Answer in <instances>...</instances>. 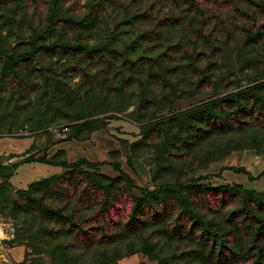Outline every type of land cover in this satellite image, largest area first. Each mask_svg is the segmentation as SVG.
I'll return each mask as SVG.
<instances>
[{
  "label": "rangeland",
  "instance_id": "rangeland-1",
  "mask_svg": "<svg viewBox=\"0 0 264 264\" xmlns=\"http://www.w3.org/2000/svg\"><path fill=\"white\" fill-rule=\"evenodd\" d=\"M50 1L0 0V222L16 229L13 264H57L60 242L72 260L95 262L101 249L89 240L55 236L70 223L50 214L60 209L52 193L32 194L41 212L23 210L35 184L57 177L72 194L78 184L90 189L97 174L123 175L139 199L159 184L172 186L151 197L153 208L143 207L146 224L129 234V254L117 264H264V0H94L103 13L82 32L72 23L86 0H61V11L54 0L48 14ZM147 69L153 76L139 78ZM138 80L153 89L143 102ZM167 85L176 89L173 99H163ZM20 143L30 146L1 153ZM68 143L86 145L89 157L73 155ZM116 189L111 214L123 220L128 191L122 183ZM243 193L262 223L218 221L244 219ZM186 205L221 236L212 258L198 248L199 221L180 216ZM155 211L168 217L155 225Z\"/></svg>",
  "mask_w": 264,
  "mask_h": 264
},
{
  "label": "trees",
  "instance_id": "trees-1",
  "mask_svg": "<svg viewBox=\"0 0 264 264\" xmlns=\"http://www.w3.org/2000/svg\"><path fill=\"white\" fill-rule=\"evenodd\" d=\"M59 1V9H61L64 6V3H61V0ZM94 0H86V11L80 18L76 19L72 23L74 26V29H77L78 32H82V30H91L93 26L96 23V20L100 18L102 12V9L98 11V8L100 7L99 3L96 2L94 6H91L89 4ZM109 3L113 4V0H108ZM120 3L126 4L124 0H117ZM138 1H144V0H138ZM164 2H167L169 0H161ZM171 1V0H170ZM184 1V0H182ZM189 1L187 0L184 4L179 3L180 0H172V2L177 3L178 6L188 5ZM132 3V2H131ZM58 4H55L56 6ZM150 4H152L150 2ZM186 5V6H187ZM54 6V0L50 1L48 3V9L50 14V9ZM153 7H149L148 11H152ZM69 16L70 12H62L61 16ZM73 18L71 17V20ZM88 20H93L92 24L88 22ZM254 40V39H251ZM255 42V41H254ZM62 45H67V43L63 41H57L54 46L61 47ZM69 46V45H67ZM101 52L106 50V47L100 48ZM118 56V59L121 60V55L116 53ZM258 58V57H257ZM104 60V59H103ZM101 61V60H99ZM104 63H107L104 60ZM135 64V63H134ZM159 69V68H157ZM144 73H146V77H152L151 74L152 71L150 69H147L146 71L142 72L139 71L137 75L139 78L144 77ZM264 74V73H263ZM157 77H160L163 80L162 74L157 73ZM260 78H264V75H261ZM143 80H138L139 84H136V89L138 91V98L142 99L140 102L145 101L147 99V95H151L153 92L152 88H148L150 85H145L142 83ZM249 81H254L253 79H250ZM164 89H167L168 94L163 99H173L176 94V89H171L170 86L167 85ZM155 90V89H154ZM163 93V89L160 90ZM98 96H96V99H101L100 90H97ZM124 106L120 109L123 110ZM90 130L89 126L88 129ZM28 161V160H25ZM122 175V174H121ZM1 180H5V178L0 175ZM124 178V179H123ZM56 178H51L45 181H42L38 184H35L31 187L30 193L27 194V198L29 201L27 202L28 205L24 207L25 210L23 212H31L30 206H34V208L37 210L39 209V212H41L43 206H40V199L37 197H34L32 194L40 193L41 191L52 193L50 197L56 196V201L59 203L60 209H52L50 210V214L52 216L56 217L59 221L57 224L60 225H66L60 220H65L68 218V221L70 223V229L65 231L64 229L60 228L58 231H56V237L59 240L60 237H69L72 238L75 241H85L89 240L90 244L95 245L97 248H100L101 251L98 253L96 260L93 264H117L119 259L129 254L128 252L124 251L123 249H126L125 242L129 238V234L134 235L135 231L140 230L143 226L146 224V220L148 217H146L143 213V207L145 205L150 206L151 208L154 207L153 201H151V197L157 196L161 197L166 190H169L172 188L171 184H159L160 186L156 187L153 192H144L143 199H139L133 196V194L130 192L131 189V182L123 177L120 176L119 178L115 179H109L106 177H103L99 174L94 175L91 177V188L90 189H79V184L73 187V193L69 194L68 189L62 188L56 184L57 181ZM119 183L124 184L125 190L128 192H125V198L123 200L124 204L128 205L130 207V213L129 215L123 219L120 216H113L111 214V209H114L116 202V198L113 196V191L117 190L116 187H119ZM182 184L179 185V187ZM41 187L43 189H41ZM50 188H54L55 191H50ZM202 191V189H201ZM237 190L234 191L236 193ZM243 199L241 202V206H243V213H244V219L239 221L240 217H235L232 214H229L228 218H218L216 219L219 221V219H225L224 224H226L228 227H233L237 225L245 224V222L252 221L256 223L255 225L258 226L262 222L258 220L256 211L254 208L249 206L247 204V197L250 196L249 193H243L242 194ZM185 203V202H184ZM126 205V206H127ZM36 206V207H35ZM246 206V207H245ZM29 208V210H28ZM69 209L71 213H69L70 216L65 217L62 215V212ZM198 209L197 211L195 208H189L188 205L185 206V213H180L181 218L189 217L191 221H199L203 232H200V236H203V242H201L200 245H198V248L200 249V252L204 250L209 258H212L214 255H216V247L218 246L219 242H222L221 236L217 234V231L211 232L209 229V225L211 223L210 221H206L207 215H203ZM31 214V213H30ZM218 214V211H216V215ZM161 214L158 216L157 211H155V215L151 216L150 222H153V224H158L162 221H164L168 215ZM39 216V215H37ZM158 216V217H157ZM159 217H165L163 220L157 219ZM178 219V218H177ZM180 220V219H178ZM33 225V224H32ZM42 231L37 229V234H41ZM53 233V232H49ZM230 233V232H229ZM208 234V235H207ZM16 237V233H15ZM227 244V243H226ZM109 246L111 247V251L108 250ZM224 246V245H223ZM73 247H71L72 249ZM69 249V247L66 246L65 243H59L54 247V250L56 254H60L59 257V263L57 264H88V263H82L80 260H72V258L68 255H66V251ZM227 250L229 252H232V249L230 247H227ZM247 253V251L245 252Z\"/></svg>",
  "mask_w": 264,
  "mask_h": 264
},
{
  "label": "built area",
  "instance_id": "built-area-1",
  "mask_svg": "<svg viewBox=\"0 0 264 264\" xmlns=\"http://www.w3.org/2000/svg\"><path fill=\"white\" fill-rule=\"evenodd\" d=\"M67 131V127H63L61 130L64 135ZM1 182L2 180L0 178V183ZM15 233L16 229L12 223L0 222V264H13L11 250L15 239Z\"/></svg>",
  "mask_w": 264,
  "mask_h": 264
},
{
  "label": "crops",
  "instance_id": "crops-1",
  "mask_svg": "<svg viewBox=\"0 0 264 264\" xmlns=\"http://www.w3.org/2000/svg\"><path fill=\"white\" fill-rule=\"evenodd\" d=\"M30 146V144H26V143H20L19 145H16L15 147H13L12 145H10V147H7V148H2L1 149V153H5V154H10V153H15V151H18V150H22V149H25V148H27V147H29ZM64 146V145H63ZM65 147L73 154V155H77V157L79 156V158H88L89 157V155H88V153H86L85 151H84V149L86 148V145H84V144H80V143H68V144H66L65 145ZM109 153V152H108ZM107 153V154H108ZM112 152H110V154H111ZM109 154V155H110ZM91 161V160H90ZM92 162H94V161H92ZM95 162H97V161H95ZM101 162H103V161H101ZM31 169L34 171V172H41L42 171V168H40V167H38V166H32L31 167ZM46 170H50L51 171V169L50 168H46ZM49 171V172H50ZM13 250H14V248L12 247V250H11V256H12V260H14L13 259ZM16 254H18V252H16Z\"/></svg>",
  "mask_w": 264,
  "mask_h": 264
}]
</instances>
